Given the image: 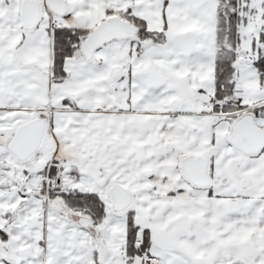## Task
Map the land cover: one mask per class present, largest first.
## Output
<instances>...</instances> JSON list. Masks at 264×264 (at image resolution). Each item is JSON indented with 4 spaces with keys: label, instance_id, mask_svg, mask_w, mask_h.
<instances>
[{
    "label": "snow or ice",
    "instance_id": "6c2138e0",
    "mask_svg": "<svg viewBox=\"0 0 264 264\" xmlns=\"http://www.w3.org/2000/svg\"><path fill=\"white\" fill-rule=\"evenodd\" d=\"M0 264H264V0H0Z\"/></svg>",
    "mask_w": 264,
    "mask_h": 264
}]
</instances>
